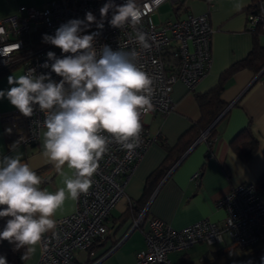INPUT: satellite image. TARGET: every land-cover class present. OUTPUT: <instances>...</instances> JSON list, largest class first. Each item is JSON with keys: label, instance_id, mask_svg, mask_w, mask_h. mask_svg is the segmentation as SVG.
<instances>
[{"label": "built area", "instance_id": "obj_1", "mask_svg": "<svg viewBox=\"0 0 264 264\" xmlns=\"http://www.w3.org/2000/svg\"><path fill=\"white\" fill-rule=\"evenodd\" d=\"M167 0H137L144 15L137 28L149 36L150 50L141 48L136 40V29L126 25L123 29L110 26V10L104 20V27L94 40L93 46L99 51L103 45L112 50L140 53L139 63L154 80V109L146 114H167L173 107L171 91L175 82H182L189 90L205 76L211 63V34L209 10L201 14L188 13L184 17L167 18L155 22L153 13ZM174 6L179 0H169ZM107 0H47L41 8L22 5L18 12L0 19V48L18 44L19 48L8 57L0 56V72L14 66H22L23 74L33 68L36 74H47L50 68L42 65L49 61L46 53L52 51L57 58H63L61 49L43 42L45 34L54 35L55 30L70 19H84L89 11L100 21V8ZM122 5L125 0H114ZM248 28H264V0H256L255 10L248 15ZM98 31L93 23L82 34ZM57 82L61 77L51 73ZM143 125L141 143L129 156L115 143L99 162L93 175L92 185L87 193L75 200V209L57 217L55 229L45 233L40 245L36 264H71L78 250H87L92 243L106 235L110 210L124 197L123 184L142 157L149 143L156 138L148 136ZM44 113L34 106V114L25 117L18 109L0 112V124L7 147L19 144H34L44 128ZM10 130V131H7ZM207 131L197 141H207ZM195 172L193 177H198ZM225 210L222 223L200 219L181 228H174L161 219H148L144 231L145 247L136 253L135 264H174L168 257L173 251H184L198 242L213 244L227 235L230 242L239 248H250L264 242V186L245 182L234 186L219 201ZM129 206L131 202L129 201ZM146 205L132 218L129 233L146 220ZM123 235V237L126 236ZM122 238L118 239V242ZM92 259L86 264H97Z\"/></svg>", "mask_w": 264, "mask_h": 264}, {"label": "crops", "instance_id": "obj_2", "mask_svg": "<svg viewBox=\"0 0 264 264\" xmlns=\"http://www.w3.org/2000/svg\"><path fill=\"white\" fill-rule=\"evenodd\" d=\"M30 1L34 2L32 6L40 5L41 8L47 0H0V19L16 14L20 6L28 5ZM179 3L182 6L176 7L177 17L209 10L213 30L210 66L192 90L180 81L173 84V107L167 114L144 116L148 136H157L159 140L149 143L124 182L125 195L109 212L105 239L90 254L86 250L76 251L71 264H80L87 259H97V264H135L136 253L145 247L144 231L148 228L149 218L161 219L174 228L203 218L222 223L225 210L218 205V201L223 196L238 184L254 182L256 185L260 183L261 187L264 182V68L255 73L253 69L243 67L230 74L223 83L220 96L226 104L225 112L214 124L215 135L211 141L195 140L164 176L153 178L146 185L147 177L164 160L167 149L173 148L182 134L198 121L200 109L196 94L213 88L223 71L249 54L254 42V33L247 24L248 15L255 10V0H180ZM237 4L242 6L237 8ZM257 39L264 45V31L258 34ZM21 74L23 70L19 65L0 72V90L10 88L7 80L10 75ZM14 108L7 98H0V112ZM246 128H249L250 137L258 140V146L254 154L244 160L232 144L233 141L239 144L245 140L248 135L244 131ZM44 131L43 128L34 144L7 147L0 124V155L19 156L41 177L40 187L55 192L64 185L62 177L42 155ZM64 171L74 178V171L66 166ZM195 172H199L198 177H193ZM145 193L149 195L143 205H146V220L126 234L132 220L130 211L144 200ZM74 209L75 200L68 198L52 218L55 220ZM119 238L122 239L118 242ZM234 247L229 237L224 235L213 244L198 242L184 251L170 252L168 257L174 264L182 256L189 264H212L215 251L231 252ZM39 253L38 244L36 251L28 254L22 264H36Z\"/></svg>", "mask_w": 264, "mask_h": 264}, {"label": "clouds", "instance_id": "obj_3", "mask_svg": "<svg viewBox=\"0 0 264 264\" xmlns=\"http://www.w3.org/2000/svg\"><path fill=\"white\" fill-rule=\"evenodd\" d=\"M110 10V26H131L141 48L150 50L149 36L137 28L144 15L137 0H125L122 5L107 0L99 10L100 21L89 11L84 19H70L54 35L43 36V42L64 54L57 58L52 51L46 53L53 62L45 61L42 67L50 68V73L37 75L29 68L19 76L10 75V88L0 90V98H7L25 117L33 116L34 106L44 113L42 155L64 185L55 192L42 189L41 177L28 163L19 156L0 155V206H4L0 218L10 217L0 231V241L25 249L23 260L36 251L45 233L55 229L52 217L65 200H77L88 192L110 144L119 145L129 156L139 147L141 117L154 109V80L139 63L140 53L112 50L106 44L98 51L93 46ZM93 23L98 31L82 34ZM18 48V44L5 45L0 56L8 57ZM51 73L61 79L53 80ZM65 166L74 171V178L66 174ZM0 264H8L3 255Z\"/></svg>", "mask_w": 264, "mask_h": 264}, {"label": "trees", "instance_id": "obj_4", "mask_svg": "<svg viewBox=\"0 0 264 264\" xmlns=\"http://www.w3.org/2000/svg\"><path fill=\"white\" fill-rule=\"evenodd\" d=\"M256 1V0H255ZM182 4L179 3L177 6L172 8L173 14L176 16V7L181 8ZM256 7V4L255 6ZM177 17V16H176ZM264 31L261 26L256 27L252 30L254 33V42L252 49L249 54L243 59L232 64L228 69L222 72L220 75L218 83L208 91L196 94V101L198 103L200 109V117L198 121L190 126V128L182 134L179 138L176 145L167 149V154L161 164L153 170L149 176L147 177V186L154 179L164 176L181 158V155L186 151V149L200 136L202 132L207 131V142L211 141V139L215 135V126L210 125L214 122V120L222 113L224 108L226 107L225 102L221 98V91L223 89V83L225 79L232 74L234 71L248 67L255 71V73L259 72L262 68H264V45L260 44L257 37L258 34ZM246 131L247 137L241 143H237L233 141L232 147L240 154L242 159L246 160L250 156L254 154L258 146V140L254 137H250L249 128L244 129ZM159 139L157 138L156 141ZM262 181H264V176H262ZM260 187V183L257 184ZM147 190V188H146ZM147 193V191H146ZM145 193V194H146ZM151 193V192H150ZM144 194V195H145ZM149 195L146 194L144 200L138 202L139 205H134L131 209L132 218L135 217L140 210V206L143 205L148 200ZM4 206H0V210H2ZM140 207V208H139ZM10 217L0 218V231H3L7 220ZM125 218L123 217L122 220ZM106 236V235H105ZM105 236L102 238L96 239L92 245L87 249V253L90 254L94 247H97ZM247 249V248H245ZM25 249L16 250L13 244H10L8 241H0V255H3L7 258L8 264H22L26 259H22L21 257L25 253ZM251 253V257L254 259L256 264H261V257L264 256V242L255 245L249 248ZM214 260L217 264H232L230 258V252H223L222 250H217L214 252ZM75 260V259H74ZM73 260V261H74ZM91 259H87L86 261L80 264H86ZM177 264H189V262L182 256Z\"/></svg>", "mask_w": 264, "mask_h": 264}, {"label": "rangeland", "instance_id": "obj_5", "mask_svg": "<svg viewBox=\"0 0 264 264\" xmlns=\"http://www.w3.org/2000/svg\"><path fill=\"white\" fill-rule=\"evenodd\" d=\"M40 1V0H37ZM180 2V0H179ZM33 1H30L28 3L33 5ZM27 5V6H28ZM40 7V5L36 6ZM174 5L169 1L162 2L158 8L155 10L153 13L152 17L155 22H159L160 20H166L167 18H175V15L173 14L172 8ZM230 258L232 264H256L254 259L251 257V253L249 251V248H239V247H234L231 252H230ZM212 264H217L215 261L211 262ZM203 264V263H199Z\"/></svg>", "mask_w": 264, "mask_h": 264}, {"label": "water", "instance_id": "obj_6", "mask_svg": "<svg viewBox=\"0 0 264 264\" xmlns=\"http://www.w3.org/2000/svg\"><path fill=\"white\" fill-rule=\"evenodd\" d=\"M225 111L223 110V112L214 120V122L210 125V127H212L215 122L221 117V115L224 113ZM261 186H264V182L261 183Z\"/></svg>", "mask_w": 264, "mask_h": 264}]
</instances>
